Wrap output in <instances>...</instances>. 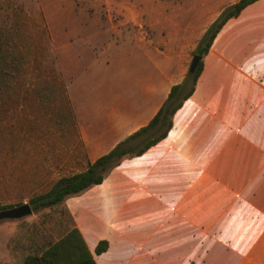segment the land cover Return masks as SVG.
<instances>
[{
  "label": "crops",
  "instance_id": "1",
  "mask_svg": "<svg viewBox=\"0 0 264 264\" xmlns=\"http://www.w3.org/2000/svg\"><path fill=\"white\" fill-rule=\"evenodd\" d=\"M183 1H107L105 22L116 25L83 75L66 84L78 147H62L63 173L52 184L146 125L184 79L197 46L176 50L169 38L200 39L238 0H207L214 12ZM199 14L206 24L199 33L182 27ZM203 63L164 139L64 201L96 264H264V0L224 23ZM101 240L108 247L96 254Z\"/></svg>",
  "mask_w": 264,
  "mask_h": 264
},
{
  "label": "rangeland",
  "instance_id": "2",
  "mask_svg": "<svg viewBox=\"0 0 264 264\" xmlns=\"http://www.w3.org/2000/svg\"><path fill=\"white\" fill-rule=\"evenodd\" d=\"M83 1L0 0V211L29 203L31 197L48 190L52 176L63 173L62 147L76 145L66 84L77 71L78 78L83 75V68L116 25L105 22L110 14L107 1L129 0H87L100 2L97 7L85 6ZM200 1L211 12L217 9L207 0ZM73 15L101 18L98 22H64ZM205 25L199 14L196 22L182 27L199 33ZM148 27L154 38L152 23ZM68 31L71 35H64ZM193 34L184 38L173 35L170 45L191 53L199 40ZM11 58L23 65L14 79L8 75ZM72 224L65 203L33 210L19 219L0 218V264H24L28 256L41 253Z\"/></svg>",
  "mask_w": 264,
  "mask_h": 264
},
{
  "label": "trees",
  "instance_id": "3",
  "mask_svg": "<svg viewBox=\"0 0 264 264\" xmlns=\"http://www.w3.org/2000/svg\"><path fill=\"white\" fill-rule=\"evenodd\" d=\"M255 1L257 0H238L225 7L206 29L192 52V56L194 54L201 56L195 72H187L180 83L172 86L157 114L146 125L117 143L108 153L89 163L84 171L62 176L47 191L31 197L29 204L32 210L62 204L68 197L79 195L91 186L102 183L108 173L123 160L143 154L152 145L164 139L173 126L174 114L193 94L203 70L204 56L208 53L217 33L228 19L237 16L247 5ZM13 60L11 58L12 64L8 73L12 79L16 78L15 72L23 69V65L19 66L20 62L15 64ZM4 73L7 74V72ZM107 247L108 241L101 240L95 253L101 254L106 251ZM24 264H96V262L78 229L73 226L61 238L50 244L42 254L28 256Z\"/></svg>",
  "mask_w": 264,
  "mask_h": 264
},
{
  "label": "water",
  "instance_id": "4",
  "mask_svg": "<svg viewBox=\"0 0 264 264\" xmlns=\"http://www.w3.org/2000/svg\"><path fill=\"white\" fill-rule=\"evenodd\" d=\"M201 60V56L198 54H194L192 56L188 72L193 73L195 72L199 62ZM33 212L32 207L29 203H24L12 208L4 209L0 211V218L1 219H19L25 216L30 215Z\"/></svg>",
  "mask_w": 264,
  "mask_h": 264
}]
</instances>
